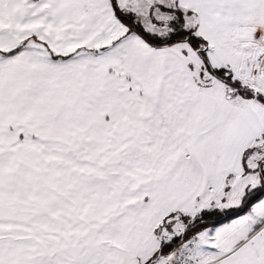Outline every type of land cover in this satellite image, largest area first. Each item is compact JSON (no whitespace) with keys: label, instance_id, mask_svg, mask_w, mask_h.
<instances>
[{"label":"snow or ice","instance_id":"snow-or-ice-1","mask_svg":"<svg viewBox=\"0 0 264 264\" xmlns=\"http://www.w3.org/2000/svg\"><path fill=\"white\" fill-rule=\"evenodd\" d=\"M0 264H264V0H0Z\"/></svg>","mask_w":264,"mask_h":264}]
</instances>
